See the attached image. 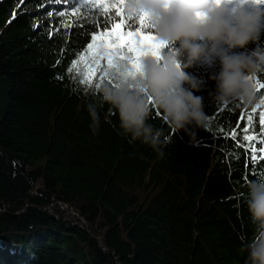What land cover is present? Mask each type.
I'll use <instances>...</instances> for the list:
<instances>
[{
	"label": "trees",
	"instance_id": "obj_1",
	"mask_svg": "<svg viewBox=\"0 0 264 264\" xmlns=\"http://www.w3.org/2000/svg\"><path fill=\"white\" fill-rule=\"evenodd\" d=\"M55 3L0 0V264H250L256 226L246 181L257 177L253 168L264 172V104H218L214 59L187 69L205 82L195 94L210 117L209 131L190 126L195 146L159 109L147 123L163 131L161 144L132 140L98 92L85 91L114 73L107 61L81 82L92 37L112 21L97 0ZM257 46L264 32L236 52ZM89 103L97 104L96 133ZM244 127L255 139H243Z\"/></svg>",
	"mask_w": 264,
	"mask_h": 264
},
{
	"label": "clouds",
	"instance_id": "obj_2",
	"mask_svg": "<svg viewBox=\"0 0 264 264\" xmlns=\"http://www.w3.org/2000/svg\"><path fill=\"white\" fill-rule=\"evenodd\" d=\"M126 13L132 18L147 15L156 37L165 45L159 60L147 55L139 72L126 77V63L120 73H109L99 88H88L119 115L120 126L154 148L164 135L147 123L153 109H159L173 134L184 130L190 143H198L190 126L210 130V117L204 111L203 97L195 93L204 81L187 69L212 64L218 59L220 70L212 79L215 101L227 105L238 102L254 107L259 103L256 78L264 74V48L248 53L236 52L257 43L264 32V5L257 0H127ZM171 46V47H169ZM167 49L166 51H164ZM76 77H73L75 79ZM92 131L99 116L96 103L88 104ZM165 143L172 136H164ZM246 203L256 231L246 244L250 264H264V176L246 181Z\"/></svg>",
	"mask_w": 264,
	"mask_h": 264
},
{
	"label": "snow or ice",
	"instance_id": "obj_3",
	"mask_svg": "<svg viewBox=\"0 0 264 264\" xmlns=\"http://www.w3.org/2000/svg\"><path fill=\"white\" fill-rule=\"evenodd\" d=\"M58 2V0H57ZM261 5H264V0H257ZM99 10L105 14L110 24H105L104 27L92 37V43L88 45V51L82 57L81 63L84 68V79L82 83L90 84L95 76V69L101 59L107 61L105 67L113 70L118 75L120 73L121 63H126L127 72L123 73L126 77L135 76L141 67L143 58L151 55L159 60L161 50L165 45L153 33V25L147 15H142L135 18L138 24L134 30L129 27L128 21H133L134 18L126 13L127 0H97ZM63 15V13H61ZM113 17L116 19L113 20ZM103 79V77H101ZM100 84H97L99 88ZM264 87L257 81V87ZM264 104V99L260 101ZM252 117L248 116L249 124ZM260 123L264 125V112L260 113ZM239 128V124H237ZM245 133L244 140H253L255 137L247 135L248 127L241 129ZM261 133H264V127L261 128ZM233 139L236 137L235 131L232 133ZM264 145V141H261ZM252 149V163L257 162L256 149L254 144H249ZM261 155L259 159L264 160V146L260 149ZM253 173L257 176H264V172L256 173L253 168Z\"/></svg>",
	"mask_w": 264,
	"mask_h": 264
},
{
	"label": "rangeland",
	"instance_id": "obj_4",
	"mask_svg": "<svg viewBox=\"0 0 264 264\" xmlns=\"http://www.w3.org/2000/svg\"><path fill=\"white\" fill-rule=\"evenodd\" d=\"M73 0H62V1H60V2H57V3H55L54 5H58V6H60V7H66L67 5H69L70 4V2H72ZM79 2L80 1H84V0H78ZM25 2H26V0H21V3H22V5H24V6H26L25 5ZM25 10L26 11H32V12H34V11H36L35 10V8H33V7H29V6H27V7H25Z\"/></svg>",
	"mask_w": 264,
	"mask_h": 264
}]
</instances>
